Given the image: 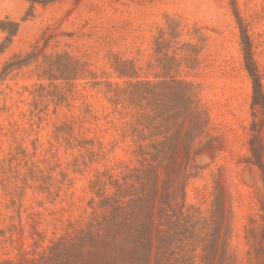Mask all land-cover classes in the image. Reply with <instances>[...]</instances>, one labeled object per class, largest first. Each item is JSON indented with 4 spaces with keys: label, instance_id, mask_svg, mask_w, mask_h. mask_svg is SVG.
Wrapping results in <instances>:
<instances>
[{
    "label": "rangeland",
    "instance_id": "rangeland-1",
    "mask_svg": "<svg viewBox=\"0 0 264 264\" xmlns=\"http://www.w3.org/2000/svg\"><path fill=\"white\" fill-rule=\"evenodd\" d=\"M29 52L0 264H264V0H0V72Z\"/></svg>",
    "mask_w": 264,
    "mask_h": 264
},
{
    "label": "trees",
    "instance_id": "trees-1",
    "mask_svg": "<svg viewBox=\"0 0 264 264\" xmlns=\"http://www.w3.org/2000/svg\"><path fill=\"white\" fill-rule=\"evenodd\" d=\"M33 56V53L29 52L26 55L24 54H16L11 59H9L8 62L4 65L3 69L0 72V81L4 78H7L9 75L13 74L15 71H20L23 68H28L32 65V61H30V57ZM57 56L56 58H58ZM50 60H55L53 57H49ZM70 62H73L72 59H70ZM74 64L79 65V62H75ZM256 78L257 84L260 86L259 77L258 75H253ZM46 76L39 75V78L42 79Z\"/></svg>",
    "mask_w": 264,
    "mask_h": 264
}]
</instances>
